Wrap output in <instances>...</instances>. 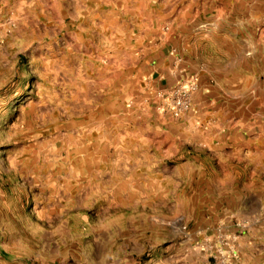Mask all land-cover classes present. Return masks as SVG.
I'll list each match as a JSON object with an SVG mask.
<instances>
[{
  "label": "rangeland",
  "instance_id": "374dc122",
  "mask_svg": "<svg viewBox=\"0 0 264 264\" xmlns=\"http://www.w3.org/2000/svg\"><path fill=\"white\" fill-rule=\"evenodd\" d=\"M263 202L264 0H0V264H241Z\"/></svg>",
  "mask_w": 264,
  "mask_h": 264
},
{
  "label": "crops",
  "instance_id": "0c3cea01",
  "mask_svg": "<svg viewBox=\"0 0 264 264\" xmlns=\"http://www.w3.org/2000/svg\"><path fill=\"white\" fill-rule=\"evenodd\" d=\"M264 202L249 209L247 224L239 236L241 264H264Z\"/></svg>",
  "mask_w": 264,
  "mask_h": 264
}]
</instances>
